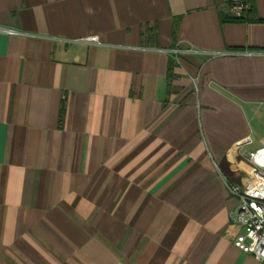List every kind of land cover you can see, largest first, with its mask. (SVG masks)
Segmentation results:
<instances>
[{
  "label": "crops",
  "instance_id": "crops-1",
  "mask_svg": "<svg viewBox=\"0 0 264 264\" xmlns=\"http://www.w3.org/2000/svg\"><path fill=\"white\" fill-rule=\"evenodd\" d=\"M228 3L0 0V264H264L228 191L264 146V0Z\"/></svg>",
  "mask_w": 264,
  "mask_h": 264
},
{
  "label": "built area",
  "instance_id": "built-area-1",
  "mask_svg": "<svg viewBox=\"0 0 264 264\" xmlns=\"http://www.w3.org/2000/svg\"><path fill=\"white\" fill-rule=\"evenodd\" d=\"M253 0H229L228 12L231 18L244 17L251 9ZM0 32L16 33L13 29L0 27ZM78 41L103 44L97 36L91 35L76 39ZM187 51L191 49H186ZM174 56L179 49L170 51ZM208 55L225 54V52L199 51ZM260 51L245 50L244 53ZM244 159L248 163V171L244 182L240 186H228V191L236 196L237 208L231 220L240 231L232 240L239 250L258 258L264 263V146L244 152Z\"/></svg>",
  "mask_w": 264,
  "mask_h": 264
},
{
  "label": "trees",
  "instance_id": "trees-1",
  "mask_svg": "<svg viewBox=\"0 0 264 264\" xmlns=\"http://www.w3.org/2000/svg\"><path fill=\"white\" fill-rule=\"evenodd\" d=\"M245 17H246V15H245L244 17H242V18H239V19H234V20L241 21V20H244V19H245Z\"/></svg>",
  "mask_w": 264,
  "mask_h": 264
}]
</instances>
